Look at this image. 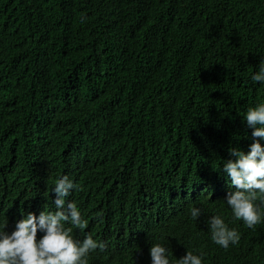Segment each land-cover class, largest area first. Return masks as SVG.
Segmentation results:
<instances>
[{"label": "trees", "instance_id": "16d2710c", "mask_svg": "<svg viewBox=\"0 0 264 264\" xmlns=\"http://www.w3.org/2000/svg\"><path fill=\"white\" fill-rule=\"evenodd\" d=\"M0 264H264V0H0Z\"/></svg>", "mask_w": 264, "mask_h": 264}, {"label": "clouds", "instance_id": "9594fccd", "mask_svg": "<svg viewBox=\"0 0 264 264\" xmlns=\"http://www.w3.org/2000/svg\"><path fill=\"white\" fill-rule=\"evenodd\" d=\"M49 161H50V165H51L52 168L53 167H56L57 168L58 161H57L56 156L54 158H52L51 160H49ZM60 179H62L64 185H66L69 188L78 189V187H81L80 178H79V176H77L75 174H72V175H70L67 178L66 177H60ZM40 228H42L45 231H48V233H52L50 236L55 235V231L58 230V228L55 229L48 222H44V223L40 224Z\"/></svg>", "mask_w": 264, "mask_h": 264}, {"label": "bare ground", "instance_id": "6f19581e", "mask_svg": "<svg viewBox=\"0 0 264 264\" xmlns=\"http://www.w3.org/2000/svg\"><path fill=\"white\" fill-rule=\"evenodd\" d=\"M121 1V0H120ZM167 1V0H166ZM179 6V5H178ZM163 11V10H162ZM145 12V11H144ZM78 24V23H77ZM88 36V35H87ZM88 39V38H87ZM80 52V51H79ZM52 54V53H51Z\"/></svg>", "mask_w": 264, "mask_h": 264}]
</instances>
